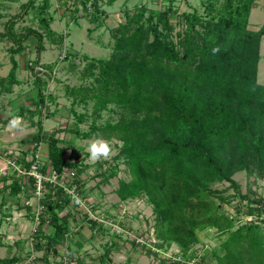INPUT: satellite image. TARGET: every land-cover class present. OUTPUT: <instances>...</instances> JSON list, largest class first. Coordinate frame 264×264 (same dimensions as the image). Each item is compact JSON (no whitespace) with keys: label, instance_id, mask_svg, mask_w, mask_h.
Here are the masks:
<instances>
[{"label":"trees","instance_id":"trees-1","mask_svg":"<svg viewBox=\"0 0 264 264\" xmlns=\"http://www.w3.org/2000/svg\"><path fill=\"white\" fill-rule=\"evenodd\" d=\"M37 1L24 2L21 11L10 16L0 31V39L12 43V66L6 77H0V95L18 83L19 63L15 55L35 37L37 58L30 69L36 74L39 91L31 105L20 107L19 115L29 117L31 124L38 127L28 140L34 143L35 150L41 143L47 144V161L41 172L47 174L51 167L62 179L64 171L71 168L76 171L75 181L82 185L80 175L84 170L80 162L66 156L56 132L43 133L45 95L42 78L34 69L46 49L45 36L55 39L58 34L51 30L50 20L41 16L50 7V0H43L38 7ZM173 1L160 11L148 10L145 5L137 7L126 23L115 28L111 57L94 59L86 69L94 76L93 84L72 89L82 101L95 100L96 117H101V111L109 104L117 105L121 109L119 119L105 124L95 120L88 131H71L85 139L98 136L121 142L114 162L124 161L130 178L119 179L116 193L122 202L145 197L152 205L153 228L161 240L159 247L168 249L169 244L176 243L185 260H190L198 255L200 233L216 228L221 247L197 256L198 264H264V226L254 220H242L236 227L239 217L227 214L223 206L238 195L241 201L247 200L245 207H237L239 213L260 216L264 212V198L257 190L241 193L233 177L235 172L246 170L249 175L264 179V83L258 80L264 23L258 30L249 29L257 0H226L217 17L188 12L184 14L185 28L175 36L170 19ZM78 2L85 6L89 2L95 13H102V0ZM33 8L39 9L45 34L33 27L16 30L17 23ZM63 40L60 35L59 42ZM217 46L220 52L213 55L212 49ZM36 115L38 120L34 119ZM78 119L84 121L85 115ZM35 153L32 151V160L26 163L28 169ZM116 163H110L109 169L101 173L102 183L120 172ZM13 172L0 175L3 211L6 196L18 197L22 192L20 176ZM30 178L35 184L36 178ZM223 181L230 183L225 190L212 188V184ZM45 187L48 190L41 200L45 209L34 232L47 239L44 248L53 253L57 251L54 244H61L69 235L70 219L76 216L71 211L62 215L70 207L71 194L50 182ZM229 188L235 190L234 194H225ZM27 210L34 218L33 208L28 205ZM84 217L93 228L101 226L87 215ZM47 222L53 226L49 234L42 228ZM37 247L42 249L39 242ZM209 252L214 259L209 260ZM168 259L163 263L181 264L180 260ZM102 261L106 263L105 258Z\"/></svg>","mask_w":264,"mask_h":264},{"label":"rangeland","instance_id":"rangeland-1","mask_svg":"<svg viewBox=\"0 0 264 264\" xmlns=\"http://www.w3.org/2000/svg\"><path fill=\"white\" fill-rule=\"evenodd\" d=\"M27 1L0 0V31L4 29L10 16L20 12L21 5ZM42 1L38 0L36 6L42 5ZM225 1L174 0L170 16L175 26L173 35L185 28L184 14L198 12L205 18L217 17ZM50 3L48 10L41 16L50 20L51 30L58 35L53 37L55 39L45 36L46 49L41 53L40 63L34 69L42 78L45 95L46 108L41 116L43 133L46 135L56 132V136L62 140L61 144L66 148V156L72 161L80 162L79 165L84 170L80 175L82 182L80 195L85 197H81L83 202L81 206L67 207L62 213L63 215L71 211L76 217L70 219L69 235L61 244H54L57 251L48 252L44 248L47 239L36 236L34 228L37 220L27 210V202L32 204L29 205L31 208L35 209L37 206L38 192L36 184L32 183L30 178L35 175L29 173L30 169L26 164L31 160L32 151L40 152L41 160L46 162L47 144L43 142L35 150L34 143L28 140L38 131V127L31 124L29 117L19 115L20 107L25 104L31 105L33 97L39 91L35 82L36 74L30 69L31 62L37 58V40L31 37L25 43L26 48L15 55L19 63L18 83L13 85L11 91H3L0 95V160L6 165V160L12 155L17 157L16 167L13 168L16 175L20 176L22 184V192L17 195L18 197H12L10 194L6 196L7 205L4 211L0 195V264H164L163 260H169L168 258L174 254L184 262L185 258L176 243L169 244L168 249L164 247L158 252L155 251L157 248L153 244L159 237L153 228L155 224L153 207L146 198L122 202L117 195L119 179L130 178L124 161H115L120 172L107 183H102L101 173L109 169L110 163L112 165L115 163L114 157L119 152L121 142L98 136L85 139L71 131L76 128L88 131L95 120L97 124H105L107 121L116 122L119 119L121 109L117 105L109 104L101 111V117H96L93 113L95 100L82 101L73 95L72 89L93 84L94 76L86 69L94 59L111 57L115 44V28L126 23L129 16L137 11V7L145 5L148 10L160 11L166 9L171 0H102L101 14L95 13L89 2L88 6L78 0H50ZM262 23L264 0H257L249 18V29L258 30ZM26 27H33L43 34L46 33L39 9H31L24 20L17 23L16 30L20 32ZM60 35L64 37L62 42H59ZM11 45L12 43L6 39H0V77H6L12 66L9 49ZM260 53L258 80L264 83V37ZM94 71L97 72V69ZM79 115H85V120L80 121ZM39 118L38 115L34 117L35 120ZM9 119L12 121H8ZM96 139H103L110 144L112 152L109 158L96 161L89 158L88 145ZM46 176L58 180L48 171ZM233 177L239 183L241 193L257 190L264 198V179L259 180L253 174L249 175L246 170L235 172ZM10 182L11 179L8 180V183ZM229 185L230 183L226 181L216 182L212 184V188L225 190ZM1 186L3 182H0ZM234 192L233 188H229L225 194ZM236 196L231 203H225L223 206L227 214L239 217L237 227L242 220H249L251 217L246 218L244 213L238 212L237 207L240 204L245 207L247 200L241 201V197ZM215 201L217 204L221 203L219 199ZM255 204L254 202V206ZM86 205L96 209V214L103 220L99 222L100 227L93 228L86 221L84 217L87 212ZM262 225L264 226L263 220ZM42 228L46 234L53 230V226L48 222ZM200 236L201 242L196 245L197 256L204 255L207 250L220 249V238L216 235V228H209L201 232ZM20 240L21 242L17 244L16 242ZM38 242L42 249L37 247ZM68 249L72 250L71 253ZM197 256L194 258L198 260ZM15 257L17 259L12 262L5 261ZM103 258L106 259V263L102 261ZM194 258H191V263L194 262ZM208 258L214 259L211 252L208 253Z\"/></svg>","mask_w":264,"mask_h":264},{"label":"built area","instance_id":"built-area-1","mask_svg":"<svg viewBox=\"0 0 264 264\" xmlns=\"http://www.w3.org/2000/svg\"><path fill=\"white\" fill-rule=\"evenodd\" d=\"M40 152L36 151L35 153V160L33 161V164L31 165V168H30V172L29 173H32L33 175H35L34 177L36 178V186H37V206H35V209L34 211L36 212V215H35V219L37 220V224H36V227L34 228V231L35 229L37 228V226L40 224V214L44 211L45 209V206L43 204H41V200L42 198H44L45 196V193L46 191L48 190L46 187H45V183L46 182H50V183H53V186L55 185H59V186H62L65 191L68 193V194H71L72 196V201L70 203V206H81L83 204V202H81V196L80 192H79V189H81V184L80 182H76L75 181V176H76V171L74 169H66L63 173V177L62 179H59L57 174L55 173V171L50 167L48 169V172H50V174H52V176L55 177V179L57 178L58 180H54L52 179L50 176H46V174H43L41 172V169L42 167L44 166V163L45 161L43 162V160H41V156L39 154ZM16 160H17V157L16 156H11V158H9L8 160H6L7 162H5L6 165H4V162H1L2 165H0V175L2 174H10L12 173V169L14 171V166H15V163H16ZM32 160V158H31ZM30 160V161H31ZM16 167V166H15ZM18 169V168H17ZM11 170V171H10ZM19 171H21V169L19 168ZM81 179V178H80ZM82 183V182H81ZM259 194V193H258ZM260 196V194H259ZM262 196V195H261ZM85 197V196H83ZM19 199V198H18ZM18 199H16V201H18ZM82 203V204H81ZM28 205H31L30 202H27ZM87 206V205H86ZM87 208V212H86V215L88 216L89 219H92V220H95L97 222H103V220H100V217H98L99 214H96L97 211L96 209L92 207H85ZM232 216V215H231ZM251 217L249 220H254L255 222H258V223H261L262 224V220L264 221V212L262 213V215L260 216H246V218H249ZM34 239V237H33ZM161 240L158 239L156 241H154V244L153 246H156L157 250L155 251H158L159 249H162L161 247L158 246L157 243H160ZM152 247V246H151ZM170 258L172 259H176V260H180L176 254L172 255ZM191 260V259H190ZM190 260H184V262H182L181 260V264H198L197 262V258H194V262H190Z\"/></svg>","mask_w":264,"mask_h":264},{"label":"clouds","instance_id":"clouds-1","mask_svg":"<svg viewBox=\"0 0 264 264\" xmlns=\"http://www.w3.org/2000/svg\"><path fill=\"white\" fill-rule=\"evenodd\" d=\"M220 52V48L214 47L212 49L213 55L218 54ZM88 152L90 153V159L93 161L100 160L101 158L107 159L110 157L112 149L110 144L103 139L93 140L88 145Z\"/></svg>","mask_w":264,"mask_h":264},{"label":"crops","instance_id":"crops-1","mask_svg":"<svg viewBox=\"0 0 264 264\" xmlns=\"http://www.w3.org/2000/svg\"><path fill=\"white\" fill-rule=\"evenodd\" d=\"M47 152H48V147H47ZM1 162H3V161H1V160H0V165H2V163H1Z\"/></svg>","mask_w":264,"mask_h":264}]
</instances>
